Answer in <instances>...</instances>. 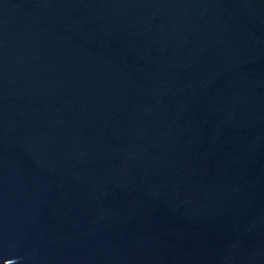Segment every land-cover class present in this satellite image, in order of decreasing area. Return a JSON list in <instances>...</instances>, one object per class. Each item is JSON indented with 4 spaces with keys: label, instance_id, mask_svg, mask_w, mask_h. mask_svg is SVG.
<instances>
[{
    "label": "water",
    "instance_id": "1",
    "mask_svg": "<svg viewBox=\"0 0 264 264\" xmlns=\"http://www.w3.org/2000/svg\"><path fill=\"white\" fill-rule=\"evenodd\" d=\"M0 264H264V0H0Z\"/></svg>",
    "mask_w": 264,
    "mask_h": 264
}]
</instances>
